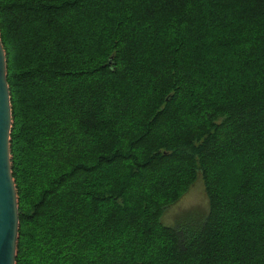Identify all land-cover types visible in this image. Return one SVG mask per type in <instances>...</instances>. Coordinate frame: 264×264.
<instances>
[{
  "label": "trees",
  "instance_id": "obj_1",
  "mask_svg": "<svg viewBox=\"0 0 264 264\" xmlns=\"http://www.w3.org/2000/svg\"><path fill=\"white\" fill-rule=\"evenodd\" d=\"M0 34L16 264H264V0H0Z\"/></svg>",
  "mask_w": 264,
  "mask_h": 264
},
{
  "label": "water",
  "instance_id": "obj_2",
  "mask_svg": "<svg viewBox=\"0 0 264 264\" xmlns=\"http://www.w3.org/2000/svg\"><path fill=\"white\" fill-rule=\"evenodd\" d=\"M7 77V58L0 34V264H16L20 218L12 169L13 116Z\"/></svg>",
  "mask_w": 264,
  "mask_h": 264
},
{
  "label": "rangeland",
  "instance_id": "obj_3",
  "mask_svg": "<svg viewBox=\"0 0 264 264\" xmlns=\"http://www.w3.org/2000/svg\"><path fill=\"white\" fill-rule=\"evenodd\" d=\"M209 210L208 199L202 181L196 182L188 193L174 206L167 209L164 222L168 226H176L178 223L188 222L189 214L198 213L199 219H203Z\"/></svg>",
  "mask_w": 264,
  "mask_h": 264
}]
</instances>
